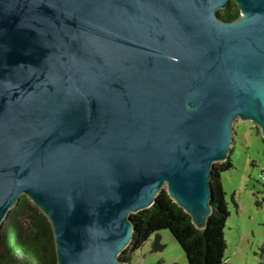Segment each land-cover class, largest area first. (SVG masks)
Listing matches in <instances>:
<instances>
[{"label":"water","instance_id":"95a60500","mask_svg":"<svg viewBox=\"0 0 264 264\" xmlns=\"http://www.w3.org/2000/svg\"><path fill=\"white\" fill-rule=\"evenodd\" d=\"M229 1L0 0V227L23 195L57 264H129L162 189L206 227L232 123L264 140V0Z\"/></svg>","mask_w":264,"mask_h":264},{"label":"trees","instance_id":"16d2710c","mask_svg":"<svg viewBox=\"0 0 264 264\" xmlns=\"http://www.w3.org/2000/svg\"><path fill=\"white\" fill-rule=\"evenodd\" d=\"M237 15L238 9L234 2L218 13V16L226 21ZM231 167L229 157L213 164L209 180L212 213L208 217L206 227L195 228L189 215L169 198L165 189H162L152 206L130 214L134 227L129 243L131 249L128 252L126 247L120 252L118 259L130 264L132 252L142 246L151 235V248L160 250L163 244L160 243L158 231L164 229L168 230L180 247L186 264H223L226 248L224 226L228 211L221 174ZM25 198L21 195L19 202L25 201ZM32 210L37 213L38 218L33 223V228L27 231L21 229L9 211L6 223L0 227V264H29V258L35 264H57L50 225L36 207L32 206ZM154 264L163 263L158 261Z\"/></svg>","mask_w":264,"mask_h":264},{"label":"rangeland","instance_id":"374dc122","mask_svg":"<svg viewBox=\"0 0 264 264\" xmlns=\"http://www.w3.org/2000/svg\"><path fill=\"white\" fill-rule=\"evenodd\" d=\"M232 0L229 1V4ZM222 9H218L220 13ZM229 159L232 167L221 174L228 216L224 226L226 248L223 264H258L264 242V140L257 125L237 118L232 123ZM260 175L263 176L261 181ZM257 202V203H256ZM25 198L10 214L23 231L33 228L38 218ZM15 211V213H13ZM6 222H4L5 224ZM43 226L44 223H42ZM8 233V231H7ZM160 250H153V235L130 255V264H186L180 247L168 230H159ZM131 245L126 250L129 252ZM1 249V248H0ZM30 261V262H29ZM29 264H35L29 258Z\"/></svg>","mask_w":264,"mask_h":264},{"label":"built area","instance_id":"2783aa9c","mask_svg":"<svg viewBox=\"0 0 264 264\" xmlns=\"http://www.w3.org/2000/svg\"><path fill=\"white\" fill-rule=\"evenodd\" d=\"M260 179H261V181L263 180V176L262 175H260ZM262 183L264 184V180H263Z\"/></svg>","mask_w":264,"mask_h":264}]
</instances>
